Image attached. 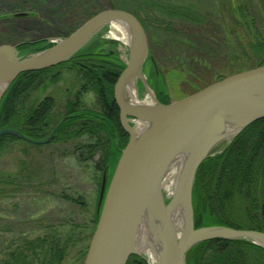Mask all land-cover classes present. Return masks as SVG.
Wrapping results in <instances>:
<instances>
[{"label": "rangeland", "instance_id": "374dc122", "mask_svg": "<svg viewBox=\"0 0 264 264\" xmlns=\"http://www.w3.org/2000/svg\"><path fill=\"white\" fill-rule=\"evenodd\" d=\"M166 1L183 6L193 3L197 6L200 18L196 22L180 20L173 23L172 33L163 25V21L168 19H164L158 10L150 11L162 21L153 24L148 18L150 25L146 29L156 68L149 62L145 74L150 86H154L156 95L157 92H163L169 101H176L194 93L198 90L196 88L201 89L254 66L257 52H253L249 46L250 37L244 28L233 21L226 2ZM240 1L245 10V24L247 18H253L256 27L263 33L264 0ZM138 2L0 0V45L48 39H51L50 44L53 45L59 37L70 34L90 17L109 8L129 11L142 22L147 15L143 9L136 7ZM16 13L28 15L16 17ZM113 32L112 24L105 26L86 49L93 48L101 41L107 42L111 47L115 46L113 49L126 65L128 46L115 37ZM153 71L155 76H151ZM42 78L44 94L52 93L58 97V110L65 102L63 98L68 89L74 92L82 90L81 77L70 65L48 70L42 74ZM36 83L33 81L31 84L34 86ZM139 88L145 97L147 93L141 84ZM80 94L82 107L98 110L94 91L84 90ZM95 142V136L90 134L74 138L68 143L47 145L15 139L2 147L0 264H18L13 260L6 262L5 258L27 241L38 242L43 238L68 244L62 250L65 255L62 264H84L98 222V204L104 175H107L109 182L119 160L115 151H112L114 155L109 157L110 162H106L101 151L90 147ZM225 144H221L215 153H220ZM136 256L146 264H152L146 254Z\"/></svg>", "mask_w": 264, "mask_h": 264}, {"label": "water", "instance_id": "95a60500", "mask_svg": "<svg viewBox=\"0 0 264 264\" xmlns=\"http://www.w3.org/2000/svg\"><path fill=\"white\" fill-rule=\"evenodd\" d=\"M16 17L27 13H16ZM127 29L128 60L114 88L120 120L129 139L113 175H104L98 222L84 264H127L142 255L138 245L146 225L156 248V264H187L188 252L210 240H245L264 250V231L224 225L196 227L193 189L201 164L214 156L253 122L264 118V64L207 85L182 99L162 103L145 74L151 54L146 30L137 16L123 9H104L47 48L19 49L0 45V102L22 73L37 72L69 62L85 50L107 25ZM52 41L48 39L47 44ZM139 84L147 93L145 97ZM136 90L137 97L131 95ZM149 98V99H148ZM15 128L0 129L33 144H46ZM181 166L172 195L164 182L177 161Z\"/></svg>", "mask_w": 264, "mask_h": 264}, {"label": "trees", "instance_id": "16d2710c", "mask_svg": "<svg viewBox=\"0 0 264 264\" xmlns=\"http://www.w3.org/2000/svg\"><path fill=\"white\" fill-rule=\"evenodd\" d=\"M221 2H226L235 24L244 28L247 36L250 37L249 46L253 52H257L254 66L264 64V32L259 31L253 18H247L245 24L242 1L221 0ZM189 4L183 6L171 4L166 0H139L136 7L143 9L147 15L146 20L142 21L145 29L150 25L148 18L153 24L162 23L150 12L158 10L164 19H168L167 22L163 21L165 29L173 33V23L180 20L192 22L199 20L197 6L193 3ZM47 41L23 42L19 49L26 50L35 46H41L40 49L47 48L51 46ZM106 43L101 41L100 47H107L105 50L108 52L107 55L96 54L95 46L83 50L73 60L58 66L70 65L75 68L82 80V91L92 90L96 93L100 106L99 115L107 114L109 109H113L115 112H112L111 119L113 122H119L114 87L126 65L117 53L110 54L109 49L115 46L111 47ZM38 73H22L13 81L0 102V129L10 127L23 132L20 102L22 78L25 74L38 75ZM154 73L153 71L151 76H155ZM32 82L29 81L27 84L32 86ZM157 97L162 103L171 102L163 92H157ZM75 119L76 117H73L70 122L68 120L69 124L75 123ZM105 121L100 116L90 114L89 134L94 135L97 141L90 147L101 151L103 159L110 162V150L102 135L106 128ZM67 124L57 134L60 139L67 137ZM26 128L33 138H38L39 133L44 130V126L33 123L27 124ZM120 129L121 149L116 148L118 158L129 138L121 126ZM75 136L76 130L73 132V137ZM15 139L19 138L9 134L1 136L0 150L7 142ZM112 144L114 145V141ZM110 149L113 150L114 147ZM193 205L196 227L224 225L264 231V118L253 122L220 153L207 158L201 164L193 189ZM127 264H146V262L132 255ZM187 264H264V250L245 240H210L195 245L188 252Z\"/></svg>", "mask_w": 264, "mask_h": 264}, {"label": "flooded vegetation", "instance_id": "af4514ba", "mask_svg": "<svg viewBox=\"0 0 264 264\" xmlns=\"http://www.w3.org/2000/svg\"><path fill=\"white\" fill-rule=\"evenodd\" d=\"M100 45H101V42L93 46V47L96 46L94 48L96 49V54L107 55L108 52L105 51L107 47L106 48L102 46L100 47ZM109 50H110L111 55H114L117 53L116 50L114 49H109ZM150 50H151V47H150ZM149 62L151 61L149 60L148 64ZM48 70L49 69L43 70V71H37L39 72L38 75L25 74L22 78L21 93H20L22 125H23L22 133L30 138H33L27 132V128H26L27 124H30V123L39 124L40 126H44V130H42V132L39 133L38 138H33V139L42 140L48 137L51 131L53 130V128L62 119H64V121H62V123L60 124V126L58 127V129L56 130L53 137L50 139L48 143L35 144V145H47V144H52L56 142L68 143L72 141L74 138H77L80 136L83 137L85 135L86 136L90 135L89 134L90 132L89 131V119H90V114H94L106 120L105 121L106 128H105V131L102 133V135L104 137V140L108 144L110 154L114 155L112 151H115V154H116L117 150L121 149L120 147V140H121L120 126L122 127V125H121V120H120L119 107L117 109L119 122H116V121L113 122L111 119V115H112V112H115V110L113 111V109H109L107 111V114L104 113V115H99L98 113V111L100 110L99 109L100 106H99L98 110L92 109L90 111V109H86L82 107V103L79 100V97L82 95L80 93L83 91L81 90V91L74 92L68 89L67 95L63 98L65 102L63 103V106L61 107V109L58 110V106L56 104L58 102V97L54 96V94L52 93L44 94L45 87L42 84L44 81V79L42 78V74L44 73L46 74V71ZM29 81H35L38 84L36 83V85L30 86L29 84H27ZM74 109L76 111H74ZM73 117H76L75 119L76 122L73 124H69V122L73 119ZM115 123H118L119 127L116 126ZM65 124H67L66 125L67 137L65 139L63 138L60 139L57 136V134ZM75 130H76V136L73 137V132ZM41 133H44V134H41ZM24 141L28 142L27 140H24ZM112 141H114V145L112 144ZM112 146L114 147L113 150L110 149L112 148ZM84 147L87 148L88 146L84 145ZM50 240L43 238L39 240L38 242L27 241L26 244H23L22 246L20 245V247H18V250L16 252H12L8 254V257L5 258L6 262H10L13 260L14 262L18 264H33V263L35 264H62L65 258V255L63 254L64 252H62V250L64 248L66 249L68 244L63 245L62 243H58L57 240H54V239H50ZM32 260H35V262H33Z\"/></svg>", "mask_w": 264, "mask_h": 264}, {"label": "bare ground", "instance_id": "6f19581e", "mask_svg": "<svg viewBox=\"0 0 264 264\" xmlns=\"http://www.w3.org/2000/svg\"><path fill=\"white\" fill-rule=\"evenodd\" d=\"M113 28H114V32H113L114 36L126 42L128 35H127V29L125 25L121 23H115L113 24ZM131 95L133 96V98L137 97L135 89H132ZM180 166H181V161L179 160L176 162V164L171 170V173L168 175V177L166 178L164 182L165 189L167 190V193L169 195H172L173 193ZM141 230L142 231L140 233V238L138 240L139 248L141 249L142 252H144V254L149 256V259L152 264H156L157 256H156V248H155L154 241L152 237L149 235L146 225H143Z\"/></svg>", "mask_w": 264, "mask_h": 264}]
</instances>
